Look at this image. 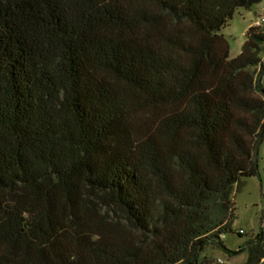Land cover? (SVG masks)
Returning a JSON list of instances; mask_svg holds the SVG:
<instances>
[{
    "label": "trees",
    "instance_id": "16d2710c",
    "mask_svg": "<svg viewBox=\"0 0 264 264\" xmlns=\"http://www.w3.org/2000/svg\"><path fill=\"white\" fill-rule=\"evenodd\" d=\"M260 0H0V264H221L258 173ZM243 264H264V231Z\"/></svg>",
    "mask_w": 264,
    "mask_h": 264
},
{
    "label": "rangeland",
    "instance_id": "374dc122",
    "mask_svg": "<svg viewBox=\"0 0 264 264\" xmlns=\"http://www.w3.org/2000/svg\"><path fill=\"white\" fill-rule=\"evenodd\" d=\"M264 25V0L249 8L239 7L231 19L220 29V33L228 42V57H236L245 41V34L250 26ZM264 62V45L260 52ZM260 86L264 91V75ZM258 173L243 179L239 190L234 193L235 218L232 222L233 232L223 235L224 246L231 251L226 252L222 247L208 246L201 257H212L221 264H243L247 260L245 242L264 231V139L257 151ZM239 230L242 232L239 233ZM220 260V261H219Z\"/></svg>",
    "mask_w": 264,
    "mask_h": 264
},
{
    "label": "built area",
    "instance_id": "2783aa9c",
    "mask_svg": "<svg viewBox=\"0 0 264 264\" xmlns=\"http://www.w3.org/2000/svg\"><path fill=\"white\" fill-rule=\"evenodd\" d=\"M263 21V19H260V21L257 22V25H260V23ZM242 231L239 230V233H241ZM220 261V260H219Z\"/></svg>",
    "mask_w": 264,
    "mask_h": 264
}]
</instances>
